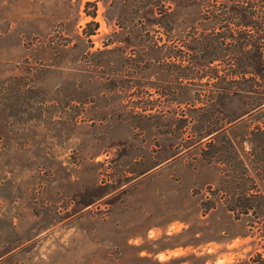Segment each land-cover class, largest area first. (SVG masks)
Segmentation results:
<instances>
[{
    "label": "rangeland",
    "instance_id": "obj_1",
    "mask_svg": "<svg viewBox=\"0 0 264 264\" xmlns=\"http://www.w3.org/2000/svg\"><path fill=\"white\" fill-rule=\"evenodd\" d=\"M222 33L264 63V0H0V264H264V81L203 107Z\"/></svg>",
    "mask_w": 264,
    "mask_h": 264
},
{
    "label": "trees",
    "instance_id": "obj_2",
    "mask_svg": "<svg viewBox=\"0 0 264 264\" xmlns=\"http://www.w3.org/2000/svg\"><path fill=\"white\" fill-rule=\"evenodd\" d=\"M242 0H233V2H239ZM243 14L241 12L242 17H246L248 16V14L250 12H248L245 9H242ZM222 14H217V16H221ZM239 14L237 13L236 16H238ZM244 19V18H243ZM245 21V20H243ZM248 22H243L242 25H244V27H247L248 25H257L256 22H254L253 20H247ZM252 25V26H253ZM246 29V28H245ZM224 33L218 35V34H208L205 36V41L202 42V44L199 42V40H197V44L193 46L192 49H197L199 50L200 47H202V50H204V52L207 54L208 56V60L207 63L209 65H212V69L215 70L216 73H218L216 66H213L215 62H218L217 65H219L221 62H223V56L225 54V56L228 57V60L231 62L228 66L224 69L223 72V76H221V78H224V81H226L225 86H217V82L212 84V88L208 91V94L206 95V100L207 103L204 102L203 103V107L205 108H209L210 110L215 111L216 107H218V112H220L221 107L225 104V102L228 100V98H233V97H239V94H244V93H257L258 88H259V83L261 81H264V63L261 62V51L263 49V43L261 42L262 38L261 36L258 37V40L256 41V43L254 44V42H250L249 40H247V35H241V38H238L236 40L235 36L231 33L228 35H223ZM243 34V32H242ZM227 38H230V42L226 43L225 40ZM225 44V46H224ZM251 47H253L257 52H258V56L259 58L255 61V68L253 70H245L243 68H240V59L241 57H244V54L249 52ZM239 55V56H238ZM238 58V59H237ZM236 62V63H235ZM184 65H181V67H183ZM176 68H178V65L176 66ZM179 69V68H178ZM249 75V76H248ZM217 79L219 80L220 76H217ZM229 79V80H227ZM247 83L250 82L252 85H257L256 88L252 87L251 85V89L250 90H245L242 88V85L239 86L240 83ZM172 94H177L178 92V88L176 90L172 89ZM176 99H174L175 101ZM262 103H264V99L263 101H260V103H257L255 106H259ZM252 108V107H251ZM223 123L222 122H218V126H215L214 124H211L210 127L205 128L204 126L203 128L200 129V131H195L193 132L192 136H194V138H192V143L191 144H197V143H201L204 142L205 144H213V140L214 138H216L218 136V133L222 130L223 128ZM206 127V126H205ZM169 133H171V131H169ZM215 133V134H213ZM213 134V135H212ZM215 135V136H214ZM214 136V137H213ZM203 138H206L205 140H203ZM219 147V146H218ZM216 146V149L218 148ZM212 191V190H209ZM221 190L218 189L216 196L213 197V192H210L212 194V199H208L211 200V204H215L217 203L216 199H217V194H219ZM207 198V196H206ZM250 197H246V201H249ZM206 200V201H208ZM209 202V201H208ZM214 206V205H213ZM210 206V207H213ZM210 207L205 208V210L209 209ZM247 209L248 207L246 206V211L243 212L244 214H247ZM206 212V211H205ZM238 217V216H237Z\"/></svg>",
    "mask_w": 264,
    "mask_h": 264
}]
</instances>
